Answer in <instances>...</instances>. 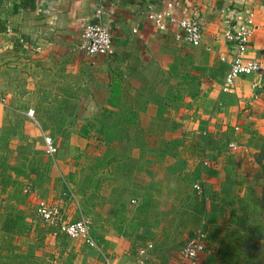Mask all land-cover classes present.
Returning a JSON list of instances; mask_svg holds the SVG:
<instances>
[{"label":"crops","instance_id":"obj_1","mask_svg":"<svg viewBox=\"0 0 264 264\" xmlns=\"http://www.w3.org/2000/svg\"><path fill=\"white\" fill-rule=\"evenodd\" d=\"M23 1L0 0V91L5 90L0 97H6V101L0 98V140L3 131H9L11 112H15L10 107L18 103L42 112L54 107L49 116L58 122L63 119L60 107L91 106V119L112 123L107 134L120 122L168 120L180 121L182 127H166V135L172 132L196 139L209 133L213 138L227 137L237 150L231 147L216 153L210 162L205 160L206 171L202 158L198 164L200 178L195 184L203 186L212 203L206 204V220L201 221L206 248L198 263L247 264L238 253L248 244L261 250L263 260L264 207L254 154L264 140V77L241 75L228 92L223 91L236 52L223 34L231 25L248 19L252 35L245 58L264 64V0H180L175 17L194 19L202 27V41L197 47L177 41L175 26L159 32L147 20L148 12L160 11L175 0H34L32 10L14 9ZM98 8L103 11V24L111 31L113 55L89 59L81 50V26L92 21ZM80 91L85 97L78 94ZM121 133L114 131L113 136ZM113 150L117 158H111L104 173L95 175L101 171L95 162L84 179L86 188L94 186L97 192L109 186L105 202L108 210H113L106 211L101 219L93 215L90 221L78 212L74 219L66 218L71 204L54 200L61 196L54 184L56 177L48 183L38 175L41 188L47 191L45 197L62 209V214L57 211V218L97 223L99 238L95 230L91 231L96 249L81 240L65 238L42 221L47 229L36 231L38 241L34 236L26 246L17 248L22 258L28 257L31 264H131L136 256L131 251H137V246L130 235L136 239L143 233L139 206L149 203V217L155 215L159 204L167 212L171 194L183 193L185 188L175 192V182L181 187L183 183L171 174V162L164 167L166 175L160 180L150 163L146 168L151 172L148 190L137 198L140 183L136 170L141 161L132 157L131 165L123 166L119 152ZM112 167V174L105 172ZM73 171L66 179L75 190L79 179L73 178ZM126 178L131 185H123ZM21 193L24 199L28 190ZM93 196L87 199L95 209ZM156 238L160 241L161 235ZM91 251L98 252L104 263L87 254ZM261 260L258 264H264Z\"/></svg>","mask_w":264,"mask_h":264},{"label":"rangeland","instance_id":"obj_2","mask_svg":"<svg viewBox=\"0 0 264 264\" xmlns=\"http://www.w3.org/2000/svg\"><path fill=\"white\" fill-rule=\"evenodd\" d=\"M4 92L5 90H1L0 95L4 94ZM80 93L78 94L81 95V97H85L84 91H80ZM0 98L6 101V97ZM10 108L15 110V112H11V125L9 131H3L2 133L3 139L0 140V162H4L6 165L13 166L17 169L18 172L16 173L19 179L16 181L20 186L13 187L9 190L8 196L11 197V199L6 200V202L4 201L1 204V208H8V205L11 204L13 210H10L12 213L9 215L17 219H24V223H26L23 225L21 231L17 232L18 234H13L14 245L17 248L26 246L27 244L25 243H27V241H32L31 237L37 236V240L39 234H35L36 231L40 232L41 230L47 229L36 214L38 202L43 201L48 207L54 209L53 211L56 212L57 217L58 212L62 214V209L56 208L57 206H54L53 201L50 202L48 201L50 199L45 197V192L47 191L41 188V180H39L38 175H42L44 177L43 179H46L45 182L48 183L56 177L54 184L60 189L58 194L61 196H57L54 200L61 199L63 200L62 203L71 204V207L68 208L66 212V218L68 217L72 220L74 219V213L78 212V216L80 214L81 217H86L90 221H92L93 215L94 218L101 219V216L104 215L106 211L113 210H108V204L105 202L109 186L102 187V190L98 188L99 192L93 188L94 186L89 189L86 188L84 179H86L91 165L95 162L99 164L101 171L99 170V172L95 174L97 176L98 174L101 175L102 172L104 173L106 164L116 155L113 154V149H115V152H119L118 155L125 157V162H122L121 165L125 164L126 167L131 165L129 163L133 162L132 157L138 156L141 162H139V166L136 170L139 176L136 180L139 181L140 186L136 188V191L137 198H141L148 188L150 181L149 177L151 172L148 169L146 170V168L151 166H153V168L155 167V173L158 175L156 178L160 180L166 175L164 167L169 164L168 162L177 163V158L173 160L168 156H158L163 147L167 148L172 141H176L179 142L177 150H182L181 155L178 154L179 163L175 164V166H178L176 172L178 176H175L176 174L174 176L181 182L185 177L187 183L182 182L183 187H181L177 181L175 184L173 181L172 186L174 184L173 188L175 192L179 191L181 188H185V192L171 194L172 196L169 199V211L167 212H165V206L159 204L155 211V215L149 217V207L141 208L140 213L143 219L139 221V226H141L143 233L137 236L136 239L131 235L130 237L134 242V247L137 246L136 250L142 248L147 242L152 243L153 249L148 252L145 258L148 264H188L181 258V249L188 239L196 235L198 231H201L202 225V220L197 217L189 221V217L191 215L194 216L191 207L192 204L195 203V195L192 189L193 182L190 183V181L193 180L195 174L200 173L198 167L200 158H202V161H209L211 158H214V155L218 152L223 153L226 150H232L231 147L237 150L235 143L230 144L232 141L230 142L227 137L213 138L209 133H206L205 137L200 136V138L196 139L191 136L189 138H182L180 137L181 135L172 132V134L166 135L164 131L166 127L167 129H178L182 127L180 121L178 122L179 124H177L176 122H169L168 120L166 122L142 121L136 123H116L114 131L122 132V136L116 137L113 136L114 131L111 132V129L109 132L110 134H107V129L111 127V122L98 120L96 118L91 119L90 115L92 109H94L91 106L60 107V109H62L60 110L62 113L60 115L63 119L59 122L53 119V116H49V114H51L50 111L55 109L54 107H50L49 111L47 109L45 112H42L36 111V107L18 103ZM29 110L33 111V117H24L22 113L26 114ZM161 130L163 132L158 133L161 132ZM43 137H50L54 142L53 144L57 151L52 158L47 157L44 153ZM96 158L98 160H96ZM182 162L184 164H182ZM63 166V169H59V167ZM161 166L162 168L160 169ZM191 169H193V172H191ZM72 170H74L72 173L73 178L79 179L75 190L73 189L74 187L67 185L68 180L66 179L68 172ZM110 170L113 172V167L106 169L105 172L112 174ZM125 180L122 182L123 185H131L130 179L126 178ZM197 181H195L194 184ZM161 187L163 188V186ZM23 189L28 190V194L24 199L21 197V191ZM202 190H204L203 186ZM201 192L197 194L199 195ZM62 193H64V197ZM92 193H94L93 201L96 205V207H94L95 209H93V204L89 206L90 204L88 203L90 202L87 199ZM46 200L50 202V204ZM209 200L208 198L206 202L207 205L212 204L208 202ZM10 201L14 202L11 203ZM50 205L53 206L51 207ZM142 205L144 204H141L139 208L142 207ZM97 222H99V220H97ZM96 224L97 223H94L95 226L90 224V230H95L96 237L99 238ZM34 227L35 232L31 233ZM159 234L161 235L160 241L156 238V235ZM17 253L21 252L17 251ZM87 254L104 263L98 252L91 251ZM132 263L138 264L137 255L135 259H131V264ZM79 264L81 263L79 262Z\"/></svg>","mask_w":264,"mask_h":264},{"label":"built area","instance_id":"obj_3","mask_svg":"<svg viewBox=\"0 0 264 264\" xmlns=\"http://www.w3.org/2000/svg\"><path fill=\"white\" fill-rule=\"evenodd\" d=\"M180 0L167 3L160 11H150L147 13V20L159 32L167 31L170 27L175 26L178 31L175 34L177 41L183 42L188 46L197 47L202 41V27L194 19L181 18L177 19L174 15L175 10L180 7ZM103 11L98 8L91 22L83 24L81 50L89 59L98 57H110L113 55L112 35L110 28L103 24ZM252 35V28L248 19L242 20L238 24H233L225 31L223 38L233 43L235 46V55L232 58L229 69L224 78V92H228L233 86L234 81L241 75H259L264 77V64L247 60L245 52ZM254 85V88H257ZM26 117L32 118L33 111L29 110ZM44 153L47 157H54L56 148L50 137H43ZM203 166H208L207 161H203ZM196 192L201 191V186L193 185ZM37 216L49 227H54L59 234L70 240H81L90 249H96V242L91 235L90 224L83 218L73 221L64 222L57 218L56 212L48 207L43 201L38 202L36 207ZM205 235L198 231L196 235L188 239L182 249L181 258L188 264H197L200 255L205 250ZM152 243H146L142 248L137 250L138 264H148L145 258L148 252L152 251Z\"/></svg>","mask_w":264,"mask_h":264},{"label":"trees","instance_id":"obj_4","mask_svg":"<svg viewBox=\"0 0 264 264\" xmlns=\"http://www.w3.org/2000/svg\"><path fill=\"white\" fill-rule=\"evenodd\" d=\"M34 4H35L34 0H24L21 5L19 6L15 5L14 9L16 8L23 9V8L28 7L29 10H32L35 8ZM169 145H168L169 147L167 148L163 147L158 156H161V157L168 156L173 160L177 158V163H179L178 154L181 155V150H182V149L180 151L177 150V146L179 145V142L172 141ZM121 161L125 162V157L122 158ZM254 162L259 168V176L261 180V190H262L261 202L264 207V140L260 141V143L257 146V151L254 154ZM177 163H172V166H171L172 173L171 174L173 175H175L178 170V166L177 165L175 166V164ZM182 164L184 163L182 162ZM204 170H206V167ZM16 172L18 171L13 166H9V165H6L4 162H0V215H1L0 217V234H1L0 236V264H31V262L29 261L30 259L28 257L22 258L21 257L22 255L17 253L18 249L14 245V241H13V234H18L17 232L21 231L24 225V219H17L16 217L14 216L12 217L9 215L10 213H12L10 210H13V206L11 204L8 205L9 206L8 208L7 207L3 209L1 208V204L4 201L6 202V200L11 199V197L8 196L9 190L13 187L20 186L16 181L17 179H19ZM199 174L200 173L195 174V176L193 177V180L190 181V183L193 182L192 189H193L194 182L200 178ZM175 176H178V175L176 174ZM184 178L182 179V182L187 183V179L186 178L184 179ZM200 186L202 190V185ZM193 193L195 195L194 196L195 203L192 204L191 208H192V213L194 214V216L191 215L189 217L190 218L189 221L193 220L196 217L204 221L206 220L205 218L206 217L205 215L207 212L206 202H207L208 196L206 195L204 190H202L201 194L198 195L197 194L198 192H196L193 189ZM148 205L149 203L144 204L142 205L141 208H146ZM131 252L137 255V251H135L134 249H132ZM260 254L262 253L259 248L251 247L248 244L244 252L239 251L238 256H241V259L243 260L244 263L258 264L257 261L261 260ZM263 254H264V251H263ZM261 261L264 262V256H263V260Z\"/></svg>","mask_w":264,"mask_h":264}]
</instances>
